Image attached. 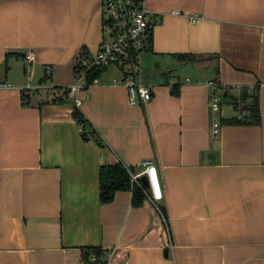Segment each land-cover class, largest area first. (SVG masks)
<instances>
[{"label": "crops", "instance_id": "1", "mask_svg": "<svg viewBox=\"0 0 264 264\" xmlns=\"http://www.w3.org/2000/svg\"><path fill=\"white\" fill-rule=\"evenodd\" d=\"M146 7L156 24L135 78L152 98L132 105L112 64L78 106L63 88L83 49L98 51L102 0H0V264H264V0ZM216 79L257 87L260 123L224 122L214 137ZM237 95L220 120L249 113ZM118 161L148 183L142 205L131 190L101 201L100 168Z\"/></svg>", "mask_w": 264, "mask_h": 264}, {"label": "built area", "instance_id": "2", "mask_svg": "<svg viewBox=\"0 0 264 264\" xmlns=\"http://www.w3.org/2000/svg\"><path fill=\"white\" fill-rule=\"evenodd\" d=\"M102 16L103 38L99 43L98 51L87 57H81V55L78 57L77 62H80L83 67L75 71L76 80L66 88L67 96L73 98L79 106L82 102L79 93L90 85L87 82V70L93 66L107 67L114 64L120 66L127 74L125 85L128 89L130 103L140 105L142 102L149 101L152 98V89L135 78L139 72L142 54L151 45L156 24L153 14L146 7V0H102ZM35 58L32 50L25 53V59L28 62H33ZM209 84L211 87L209 99L211 127L213 136L217 137L222 128L219 113L224 97L229 92L236 91L238 95L232 99V103L239 111L246 109L247 102L241 96L242 86L240 84H226L218 79L209 81ZM144 172L147 173L154 189L153 200H155L160 197L158 186L154 184L155 168L147 167ZM138 176L139 174H134L133 178L136 179ZM92 260H96V257H92ZM97 264L113 263L111 259H108Z\"/></svg>", "mask_w": 264, "mask_h": 264}, {"label": "trees", "instance_id": "3", "mask_svg": "<svg viewBox=\"0 0 264 264\" xmlns=\"http://www.w3.org/2000/svg\"><path fill=\"white\" fill-rule=\"evenodd\" d=\"M153 41V36L151 43ZM89 52L83 49L81 57H87ZM181 57L192 59L196 55L194 54H181ZM80 62H76L74 70L82 68ZM106 69L104 67L93 66L87 70V82L93 83L100 77L102 72ZM174 93H179V88H174ZM63 94L65 99L67 96V89L63 88ZM242 98L247 102L246 110L249 112L246 116L235 117L229 120L222 121V123H260L261 113L259 108V97L257 87L251 92L248 88L242 89ZM74 117L81 124L84 136H92L96 141L103 144L102 137L98 134L92 124L86 119L82 111L78 106L73 111ZM137 172L135 167L126 166L123 162L118 161L113 164L103 165L100 168V198L103 203H107L113 200L115 193L119 190H131L133 192V204L136 206L142 205L144 200L148 199L149 185L145 181L144 176L133 178V175Z\"/></svg>", "mask_w": 264, "mask_h": 264}]
</instances>
